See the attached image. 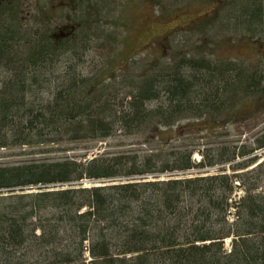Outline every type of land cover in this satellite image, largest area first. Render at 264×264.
I'll return each instance as SVG.
<instances>
[{
	"label": "trees",
	"instance_id": "obj_1",
	"mask_svg": "<svg viewBox=\"0 0 264 264\" xmlns=\"http://www.w3.org/2000/svg\"><path fill=\"white\" fill-rule=\"evenodd\" d=\"M14 19H0V149L118 134L154 135L167 145L85 162L0 165V264H264V160L257 163L256 154L264 134L257 147L224 141L204 150L199 143L167 148L171 128L184 118L199 139L248 112L244 101L230 109L238 89L221 96L219 82L230 76L217 79L212 71L201 83L175 69L120 83L116 94L123 95L113 97L110 77L84 74L79 53H59L45 30L27 34ZM249 83L246 96L264 95L256 76ZM195 151L201 162L192 159ZM83 179L106 183L77 186Z\"/></svg>",
	"mask_w": 264,
	"mask_h": 264
},
{
	"label": "rangeland",
	"instance_id": "obj_2",
	"mask_svg": "<svg viewBox=\"0 0 264 264\" xmlns=\"http://www.w3.org/2000/svg\"><path fill=\"white\" fill-rule=\"evenodd\" d=\"M147 1L150 0H142V3ZM152 1L155 6L153 21L148 20V13L145 12L140 15L136 23L109 20L107 23L99 21L85 23L89 27L88 31H91L93 44L89 45L90 52L79 53V59L76 62L78 69L84 70L83 73L86 75L93 74L94 78L106 79L110 77L112 80L111 88L115 92L112 93L113 97L123 95V92L116 94L117 89L115 88L120 83L139 84L145 76L171 74L175 69H181L187 76L193 73V77L198 78L201 83L203 82L202 76L210 75L212 71H215L217 79H221L220 75L230 76L231 81L228 83L219 82L221 96H223V92L225 95L226 93L231 95L230 89H238V97H233L235 101L230 109L235 110L236 103L244 101V106L245 104L249 105L246 108L248 112L231 123H226L227 121L220 116L223 121L218 128L201 133L200 136L206 134L207 136L199 139L196 135L193 136L188 133L191 129V121L189 118H184L171 128L170 136L172 139L167 148L171 149L170 147L175 145L199 143V148L204 150L210 148L211 145L224 141L230 142L231 145L237 142L239 145L247 144L249 147H257L258 141L264 134V95H246L250 92L249 81L254 76L260 80V84L264 85V0H250L251 4L247 1L248 10H252V12L255 10L257 13L252 14V21L249 24L246 23L244 11L241 10L244 1L237 0L234 4L220 6L217 9L216 17L208 20L203 26V23L198 21L201 19L196 16L200 12L199 9L202 11L204 9L198 6L196 0H180L179 2L175 1V3L170 2V0ZM189 1L190 4L186 6ZM34 2L35 0H32L33 4ZM183 4L184 8L181 7ZM193 10L194 13L190 12ZM31 12L33 13L34 10ZM104 14L112 17L113 10L109 8V12L107 10ZM24 23L28 26L35 24L32 19L27 18ZM104 25L106 26L104 27ZM37 29H27L26 33L28 34L29 31H31L30 33L39 32L40 29ZM76 42L79 44L82 41L77 40ZM77 43L76 46H78ZM81 46L85 45L81 44ZM57 66L61 68L60 64ZM244 76H248V79ZM193 77L192 79L195 81L196 79ZM240 77L244 79L243 82H240L241 85L238 83ZM197 84L195 82L193 88ZM241 94H245L244 97ZM120 100L117 97L115 102L113 99V102L119 103ZM222 113L225 112L222 111ZM157 131L159 133L160 130L157 129ZM120 132L118 131V133ZM146 132L149 131L146 130ZM153 139L154 141L151 143H145V140ZM165 142V139L154 135L118 134L108 140L84 139L49 145L43 149L6 148L0 149V165H15L31 160L46 162L63 158L85 162L98 154L115 156L164 148L167 145ZM256 152L258 155L257 163H260L264 160V150H257ZM192 159L196 163L201 162L202 155L195 151ZM221 167L228 169L229 172L231 170L229 165ZM216 170L217 167L208 168L205 172L209 174L216 172ZM200 172L202 171L189 170L186 174L198 176L197 173ZM177 174L180 173H175V175ZM104 183H106L105 180L83 179L77 186L90 187L104 185ZM66 187L68 184L58 186L59 189ZM262 191L264 193V187ZM237 192H243V190L238 189ZM224 244L226 250H229L231 247L230 239H227Z\"/></svg>",
	"mask_w": 264,
	"mask_h": 264
},
{
	"label": "flooded vegetation",
	"instance_id": "obj_3",
	"mask_svg": "<svg viewBox=\"0 0 264 264\" xmlns=\"http://www.w3.org/2000/svg\"><path fill=\"white\" fill-rule=\"evenodd\" d=\"M175 1L179 2L180 0H170L172 3ZM196 1H198V6L204 9L203 11L199 9L200 12L196 16L201 19L198 21H201L203 26L208 20L216 17L217 9L220 6L234 4L237 0ZM243 1L241 10L244 11L246 23L249 24L252 21L250 13L252 10L249 11L247 7H249L248 3L252 2L250 0ZM189 4L190 1L186 6ZM181 7L184 8V4ZM109 8L113 10L112 17L104 14L107 10L109 12ZM31 10L34 12L32 13ZM145 12L148 13V20L153 21L155 6L152 0L146 3H142V0H35L34 4L32 0H0V19L7 22L15 18L14 20L20 24L25 33L27 29L38 28L37 30L40 29L39 33L45 30L60 45L59 53L61 54H85L91 51L89 45L93 44V38L85 23L93 21L107 23L108 20L136 23L140 15ZM190 12L194 13V10ZM26 18L32 19L35 24L33 26L26 25L24 23ZM77 40L82 42L78 44ZM81 44L85 46H81Z\"/></svg>",
	"mask_w": 264,
	"mask_h": 264
}]
</instances>
